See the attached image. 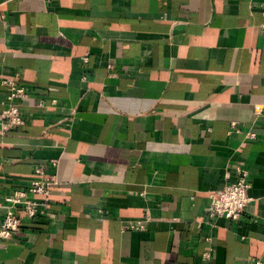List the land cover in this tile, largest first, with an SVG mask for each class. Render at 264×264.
Returning a JSON list of instances; mask_svg holds the SVG:
<instances>
[{
    "label": "crops",
    "instance_id": "1",
    "mask_svg": "<svg viewBox=\"0 0 264 264\" xmlns=\"http://www.w3.org/2000/svg\"><path fill=\"white\" fill-rule=\"evenodd\" d=\"M12 77L0 202L37 167L57 184L0 264L264 261V0H0V113ZM239 168L253 200L212 225Z\"/></svg>",
    "mask_w": 264,
    "mask_h": 264
},
{
    "label": "built area",
    "instance_id": "2",
    "mask_svg": "<svg viewBox=\"0 0 264 264\" xmlns=\"http://www.w3.org/2000/svg\"><path fill=\"white\" fill-rule=\"evenodd\" d=\"M2 83L9 87V102L0 113V126L3 132L9 131L24 121L23 113L19 103H12L15 98L28 96V90L17 82L15 77L3 79ZM41 100L39 105H43ZM256 115H264V104L255 107ZM235 124V123H234ZM248 137L254 138L255 133L250 132ZM56 166L57 161L52 162ZM238 177L234 182L217 187L210 191V204L207 208L210 224L214 225L213 219L221 216L228 219L241 218L250 202L253 200L249 195L251 182L248 178V171L239 168ZM57 184L56 174H49L43 168H35L30 178L29 185L25 188L12 189L0 202V210L5 213L0 220V238L8 239L21 230L25 220H33L38 216H46L53 186ZM24 209V215L17 213L18 208ZM142 228L141 224H131V227ZM205 240L212 242L213 238L208 235ZM212 245L207 246L205 257L211 255ZM256 264H264V261H257Z\"/></svg>",
    "mask_w": 264,
    "mask_h": 264
}]
</instances>
